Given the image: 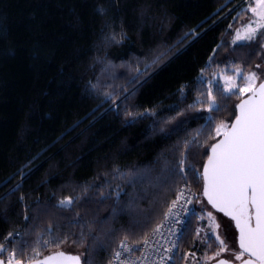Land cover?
Instances as JSON below:
<instances>
[{"label": "trees", "instance_id": "16d2710c", "mask_svg": "<svg viewBox=\"0 0 264 264\" xmlns=\"http://www.w3.org/2000/svg\"><path fill=\"white\" fill-rule=\"evenodd\" d=\"M247 6L0 0V243L28 255L39 247L41 256L68 248L82 264H108L119 242L140 241L187 185L195 214L172 264L217 251L196 236V201L218 138L210 136L241 98L214 76L248 74L264 58V39L232 43ZM209 87L218 111H204ZM66 198L73 203L61 207ZM52 239L66 242L43 243Z\"/></svg>", "mask_w": 264, "mask_h": 264}, {"label": "snow or ice", "instance_id": "6c2138e0", "mask_svg": "<svg viewBox=\"0 0 264 264\" xmlns=\"http://www.w3.org/2000/svg\"><path fill=\"white\" fill-rule=\"evenodd\" d=\"M253 3L254 6H252ZM249 5L248 11L252 17L240 29H237L233 44L255 42L258 38L264 39V0H249ZM260 47L264 49V43H261ZM161 58L162 56L158 57L156 62ZM262 67L264 65H256V68ZM222 79L224 80L223 93L238 94L242 99L235 106V119L231 123L220 122L217 124L210 136L212 139L217 137L220 139L210 146V154L203 165L202 194L212 208L235 222V228L238 231V251L229 248L226 239H222L221 235L216 232V229L220 228V224L216 223V218L209 212L207 219L210 222V232L202 242H205L209 248L215 246L218 250L210 256L206 254L204 264H209L211 261H215V264H235V262L264 264V75L258 74L256 71L245 75L242 69L236 68L235 76H225ZM238 81H243V83L240 84ZM257 81H259L258 84ZM217 91L220 89L217 88ZM207 96V108L204 111H218L212 87H209ZM141 115H145V113H141ZM180 123L183 124L185 121L181 120ZM197 137L185 141L186 150L191 145L198 143ZM185 158L186 153H181L178 164L180 173L186 172ZM176 171L177 169L171 170L173 174ZM182 200L184 203L181 205V209L185 216L189 212L194 215L195 210L188 208V205L193 203V198L191 196L185 198V190H179L164 214V221L152 229L150 236L138 241L137 245L142 244L145 248L151 247V237L160 233L169 218H172L174 225L173 234L175 235L176 231L182 234L184 221L178 219L173 211ZM72 203L70 198L59 202L61 207ZM202 231L203 229L200 228L196 230L197 238L200 237ZM13 235V233H9L5 240H10ZM126 239L120 242L119 250L114 252L110 264H136L135 261L121 259L122 252L133 251V248L127 245ZM64 242L66 241L57 239L43 241L45 245L53 244L56 247ZM175 247L176 244L173 243L172 247L165 251L171 253ZM5 252L8 253L7 258H0V264H81L82 259L81 255H71L64 251H57L41 258L39 247L32 249L31 255L26 256L22 249L18 251L14 248L8 252L6 245L0 243V255ZM226 252L230 253L229 258H223V254ZM141 255L143 260H140V264H144L147 256L143 252ZM168 259L171 257L169 256ZM158 264H164V260L161 259ZM197 264H200V261H197Z\"/></svg>", "mask_w": 264, "mask_h": 264}, {"label": "built area", "instance_id": "2783aa9c", "mask_svg": "<svg viewBox=\"0 0 264 264\" xmlns=\"http://www.w3.org/2000/svg\"><path fill=\"white\" fill-rule=\"evenodd\" d=\"M243 1H247V0H243ZM184 190H185V198L191 196L193 198V201H194V195H193L191 189L189 187H185ZM172 201L169 203V205H171ZM183 203H184V201L182 200L180 202V204L177 205V208L174 209L173 211H174V215L178 219H181L184 221L183 228H185L186 223L188 222V219L190 218L192 213L189 212L185 216L183 210L181 209V205ZM168 206H167L166 210L164 211L159 222L155 225V227L158 224H160L162 221H164V214L167 212ZM188 208L193 209V203L189 204ZM173 231H174V225L172 222V218H169V220L166 223H164V226L161 228L160 233H157L155 236L151 237V240H150L151 247L145 248L142 244L137 245V242H132V241L126 240L127 245L129 247L133 248V251L122 252L121 259H127L129 261H135L136 264H140V260H143V257L141 255V253L143 252L147 256V260H144V264H158V262L161 261V259L164 260V264H172L173 255L175 253V250L178 246L180 237L182 235L179 231H176V234L174 235ZM151 232H152V230H151ZM151 232H149L146 236H150ZM146 236H144V238ZM144 238H142L140 241H142ZM13 239H14V237H11L10 241H12ZM173 243L176 244V247L172 249V252L169 253V252L165 251V249L172 247ZM119 245H120V243L118 244V246L113 251H111L109 253V263L108 264H110V261L113 259L114 252L119 250ZM8 252H10V251H8ZM7 254L8 253L5 252L2 255H0V257L6 259ZM25 255L27 256L28 254H25ZM169 256L171 257V259H168ZM21 259H23V257H21Z\"/></svg>", "mask_w": 264, "mask_h": 264}, {"label": "rangeland", "instance_id": "374dc122", "mask_svg": "<svg viewBox=\"0 0 264 264\" xmlns=\"http://www.w3.org/2000/svg\"><path fill=\"white\" fill-rule=\"evenodd\" d=\"M252 6H254V3L252 4ZM248 8H249V6H247V10H248ZM252 17V14H250V16L249 17H247V18H245L242 22H241V24L236 28V30L234 31V34H233V37L235 38V33H236V31H237V29H240L244 24H246L247 22H248V20L250 19ZM263 52H264V49H263ZM259 64H261V65H264V58L259 62ZM258 74H261V75H264V67H262V68H256V70H255ZM245 75H247V74H245ZM225 76H232V75H229V74H225L224 72H218V74H216L214 77L215 78H217L218 77V79H219V81H220V83L223 85L222 87H224V80L222 79V77H225ZM233 76H235V75H233ZM259 81H257V83H258ZM238 83H240V84H242L243 83V81H238ZM240 97V96H239ZM224 123H230V122H224ZM219 124V123H218ZM185 187H188L187 185H182L180 188H179V190H181V189H184ZM192 190V189H191ZM193 193V192H192ZM201 194H202V192H201ZM194 195V194H193ZM195 196V195H194ZM195 200V199H194ZM193 203H194V201H193ZM196 204H198L199 205V207H200V209H201V212H200V215H199V221H200V224H199V228L200 229H203V231L200 233V238L202 239V238H204L209 232H210V228H209V224H210V222H209V220L207 219V214L209 213V212H211L212 213V215L216 218V223H218V224H220V228L219 229H216V232L218 233V234H220L221 235V238L222 239H226V241H227V243H228V245H229V248H234L235 250H237L238 251V246H237V243H236V231H235V229H234V227H233V224H232V221L230 220V219H228V218H226L224 215H222V214H220L219 212H217V211H215L206 201H205V199L203 198V196L202 197H198L197 198V201H196ZM201 217H203V219H200ZM161 219V218H160ZM159 222V221H158ZM157 224V223H156ZM155 224V225H156ZM155 225H154V227H155ZM154 227H152V229L154 228ZM152 229H150L149 231H148V233L149 232H151V230ZM147 233V234H148ZM146 234V235H147ZM146 235H144V236H146ZM144 238V237H143ZM181 238V237H180ZM122 241V240H121ZM120 241V242H121ZM119 242V243H120ZM179 242H180V240H179ZM178 245H179V243H178ZM177 249H178V246H177V248H176V250H175V253H174V255H173V260L175 259V257H176V255H177V253H176V251H177ZM63 250H65V251H68V252H73V251H71V249H68V248H64ZM218 250V249H217ZM29 253V252H28ZM74 253V252H73ZM24 254H26V253H24ZM229 256H230V253H224L223 254V258H229ZM206 259V256H204V255H200L199 257H194V255L191 257V262L189 263V264H197V261H200V263H201V261H204ZM173 262V261H172ZM212 262V261H211ZM211 262H209V263H211Z\"/></svg>", "mask_w": 264, "mask_h": 264}, {"label": "water", "instance_id": "95a60500", "mask_svg": "<svg viewBox=\"0 0 264 264\" xmlns=\"http://www.w3.org/2000/svg\"><path fill=\"white\" fill-rule=\"evenodd\" d=\"M197 36V35H196ZM195 36V37H196ZM193 40V39H192ZM259 83V82H258ZM257 83V84H258ZM242 99V97L238 100V102L236 103V105L240 102V100ZM235 105V106H236ZM235 111H236V108H235ZM235 119V116L231 119V121H230V123L233 121ZM217 139H220L219 137L217 138ZM216 139V140H217ZM216 140L213 142V143H215L216 142ZM212 143V144H213ZM211 144V145H212ZM210 145V146H211ZM210 146H209V148H208V153H207V156H208V154H210ZM207 156H206V158H205V160H204V162H203V164H202V168H201V173H202V171H203V165H204V163L207 161ZM201 192L203 193V180H202V188H201ZM202 196H203V194H202ZM203 198L205 199V201L207 202V199H206V197H204L203 196ZM208 203V202H207ZM210 205V204H209ZM211 206V205H210ZM212 207V206H211ZM214 209V208H213ZM215 211H217L216 209H214ZM218 212V211H217ZM220 214H222V215H224L223 213H221V212H219ZM226 217V216H225ZM226 218H228V219H230L229 217H226ZM231 220V219H230ZM232 221V220H231ZM232 224H233V227H234V229H235V231H236V243H237V246H238V241H237V238H238V231H237V229L235 228V222L234 221H232ZM59 251H64L65 253H67V254H71V255H79L78 253H73V252H68V251H65V250H59ZM55 252H57V251H55ZM55 252H52V253H55ZM52 253H49V254H52ZM49 254H46V255H49ZM46 255H44V256H46ZM43 256H41V258H42ZM1 258V257H0ZM81 264H82V260H81ZM209 264H215V261H212L211 263H209ZM235 264H239V262H235Z\"/></svg>", "mask_w": 264, "mask_h": 264}]
</instances>
